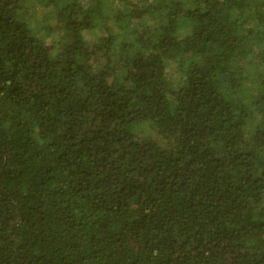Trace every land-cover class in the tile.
<instances>
[{
  "label": "trees",
  "instance_id": "1",
  "mask_svg": "<svg viewBox=\"0 0 264 264\" xmlns=\"http://www.w3.org/2000/svg\"><path fill=\"white\" fill-rule=\"evenodd\" d=\"M0 264H264V0H0Z\"/></svg>",
  "mask_w": 264,
  "mask_h": 264
}]
</instances>
